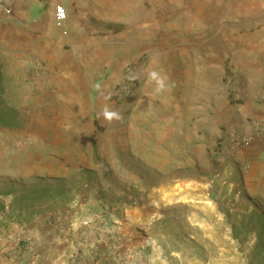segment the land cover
I'll return each mask as SVG.
<instances>
[{
	"label": "rangeland",
	"instance_id": "374dc122",
	"mask_svg": "<svg viewBox=\"0 0 264 264\" xmlns=\"http://www.w3.org/2000/svg\"><path fill=\"white\" fill-rule=\"evenodd\" d=\"M191 1L198 26L175 42L151 122L140 102L148 56L131 95L103 92L89 119L95 131L84 135L80 106L49 84L46 50L30 42L42 58L15 67L2 87L17 124L0 128V264H175L183 252L179 264H264L255 234L231 228L238 215L264 213V170L227 142L236 106L253 92L240 88L241 63L264 56V0ZM145 56L117 58L96 86ZM167 210L185 215L204 251L155 226Z\"/></svg>",
	"mask_w": 264,
	"mask_h": 264
},
{
	"label": "crops",
	"instance_id": "0c3cea01",
	"mask_svg": "<svg viewBox=\"0 0 264 264\" xmlns=\"http://www.w3.org/2000/svg\"><path fill=\"white\" fill-rule=\"evenodd\" d=\"M199 5L191 0H14L12 15L0 12V44L5 47V51L0 49L3 90H9L5 85L15 67L20 74L42 58V53L36 52V57L31 53L37 47L36 42H30H39L46 50L42 59L47 60L49 84L70 91L65 97L80 106L77 130L86 135L95 131L89 121L93 106L100 105L103 92L108 89L110 94L115 82L110 77L104 89L97 87L98 75L114 70L117 58L128 62L145 54L151 61L142 72L144 90L150 92L140 102L147 109V122H151L160 94L149 73L156 71L165 77L163 67H172L175 62V42H183L184 34L196 32L197 14L192 12ZM253 55L252 61L241 63L245 80L240 87L253 92L244 105L236 106L237 122L230 132L249 138L247 145L236 150L256 173L264 170V101L257 98L264 91V56L253 59ZM55 66L59 70L52 73ZM59 96L63 98L62 93ZM75 144L79 157L83 151Z\"/></svg>",
	"mask_w": 264,
	"mask_h": 264
},
{
	"label": "trees",
	"instance_id": "16d2710c",
	"mask_svg": "<svg viewBox=\"0 0 264 264\" xmlns=\"http://www.w3.org/2000/svg\"><path fill=\"white\" fill-rule=\"evenodd\" d=\"M16 112L7 106L3 99L2 92V77H1V64H0V128L16 126ZM8 193V192H7ZM4 205L0 203V210H3ZM239 218L235 221H231V228L237 234L241 231H250L255 234L256 242L255 247L264 252V213L257 208L252 209L247 213L238 215ZM155 226L162 227L168 230L175 242L181 243L183 247L187 248L190 252L204 251L202 242L199 241L198 235L194 233L192 227L186 221V217L183 213H175V217L172 216L171 210H167L163 217L157 220ZM180 252L179 249H176ZM168 253L169 256H171ZM186 253H182L181 257H170L175 259V264H179L180 259L184 258Z\"/></svg>",
	"mask_w": 264,
	"mask_h": 264
},
{
	"label": "built area",
	"instance_id": "2783aa9c",
	"mask_svg": "<svg viewBox=\"0 0 264 264\" xmlns=\"http://www.w3.org/2000/svg\"><path fill=\"white\" fill-rule=\"evenodd\" d=\"M14 0H0V12L6 16H10L13 13ZM147 64V55L142 57L136 62L129 63L123 69L122 76L113 84L111 96L119 100L132 94L136 89L139 79V72ZM257 98L260 101H264V91L261 92ZM252 124L257 127V121H253ZM264 131V126L262 127ZM230 143L235 147L247 145L249 138L243 135L237 134V132H230Z\"/></svg>",
	"mask_w": 264,
	"mask_h": 264
},
{
	"label": "clouds",
	"instance_id": "9594fccd",
	"mask_svg": "<svg viewBox=\"0 0 264 264\" xmlns=\"http://www.w3.org/2000/svg\"><path fill=\"white\" fill-rule=\"evenodd\" d=\"M149 79L151 81H154L156 84V91L160 92L164 90L167 86L165 84V78L158 72L152 71L149 73ZM103 117L109 121H111L113 118L119 119V116L115 112H111L107 109H105L102 113Z\"/></svg>",
	"mask_w": 264,
	"mask_h": 264
}]
</instances>
